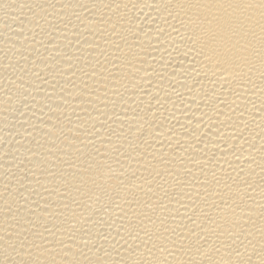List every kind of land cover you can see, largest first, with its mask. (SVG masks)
<instances>
[{
    "label": "bare ground",
    "instance_id": "obj_1",
    "mask_svg": "<svg viewBox=\"0 0 264 264\" xmlns=\"http://www.w3.org/2000/svg\"><path fill=\"white\" fill-rule=\"evenodd\" d=\"M0 264H264V0H0Z\"/></svg>",
    "mask_w": 264,
    "mask_h": 264
}]
</instances>
